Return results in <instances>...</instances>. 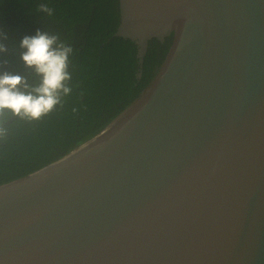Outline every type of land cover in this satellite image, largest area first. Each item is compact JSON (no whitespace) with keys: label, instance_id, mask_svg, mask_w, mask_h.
<instances>
[{"label":"water","instance_id":"obj_1","mask_svg":"<svg viewBox=\"0 0 264 264\" xmlns=\"http://www.w3.org/2000/svg\"><path fill=\"white\" fill-rule=\"evenodd\" d=\"M118 5L114 37L141 63L173 33L167 57L97 134L0 186V264H264V0Z\"/></svg>","mask_w":264,"mask_h":264},{"label":"trees","instance_id":"obj_2","mask_svg":"<svg viewBox=\"0 0 264 264\" xmlns=\"http://www.w3.org/2000/svg\"><path fill=\"white\" fill-rule=\"evenodd\" d=\"M41 3L53 10L52 16L37 11ZM119 21L118 0H0V29L9 37L7 52L0 54V73L24 76L28 88L21 90L38 84L20 58L24 36L41 29L73 49L68 69L72 91L61 93V103L51 113L39 120L7 110L0 116V186L57 161L93 137L152 82L173 33L162 42L150 39L140 63L136 44L114 37Z\"/></svg>","mask_w":264,"mask_h":264},{"label":"clouds","instance_id":"obj_3","mask_svg":"<svg viewBox=\"0 0 264 264\" xmlns=\"http://www.w3.org/2000/svg\"><path fill=\"white\" fill-rule=\"evenodd\" d=\"M37 11L52 16L53 10L41 3ZM9 37L0 29V54L7 52L4 41ZM20 58L27 69L38 77V84L30 91L27 80L19 74L0 73V116L5 110L12 115L29 120H39L51 113L61 103V93L68 96L72 89L69 86V57L73 52L71 46L62 42L59 36L37 29L35 35H26L19 44ZM6 63V61H4ZM3 133L0 125V135Z\"/></svg>","mask_w":264,"mask_h":264}]
</instances>
